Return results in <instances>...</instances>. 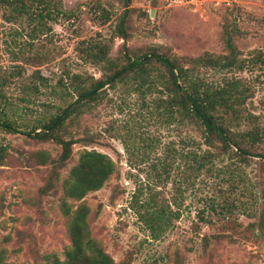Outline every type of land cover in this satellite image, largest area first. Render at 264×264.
<instances>
[{
	"label": "rangeland",
	"instance_id": "374dc122",
	"mask_svg": "<svg viewBox=\"0 0 264 264\" xmlns=\"http://www.w3.org/2000/svg\"><path fill=\"white\" fill-rule=\"evenodd\" d=\"M24 1L38 10L35 0ZM44 1L53 17L41 23L12 12L7 20L10 8L0 5V107L6 106L18 132L36 128L38 120H48L75 99L68 88L72 75L98 79L124 66L127 57L154 51L201 84L226 90L237 82L235 114L221 108L213 114L248 155H234L232 147L224 154L219 139L190 119L166 123L167 110L157 108V101L169 97V85L158 64L150 65L152 74H161L164 84L144 87L140 96L129 78L106 87L100 102L65 122L59 136L83 141H75L64 165L56 142L0 128V264L65 262L71 249L68 225L79 207L86 211L87 238L110 264H264V0ZM120 23L126 40L119 37ZM228 42L242 68L197 61L228 55ZM98 48L104 49V60L95 57ZM247 133H257V141L241 137ZM140 135L158 140L150 160L166 146L196 149L183 143L188 139L215 155L212 173L186 182L176 167L168 182L154 189L167 212H179L157 238L132 207L150 163L131 158L124 143L136 153L132 147H140ZM84 151L106 155L116 170L99 190L78 200L66 195L64 184ZM148 199L144 190L139 202ZM224 203L230 211L219 210Z\"/></svg>",
	"mask_w": 264,
	"mask_h": 264
},
{
	"label": "trees",
	"instance_id": "16d2710c",
	"mask_svg": "<svg viewBox=\"0 0 264 264\" xmlns=\"http://www.w3.org/2000/svg\"><path fill=\"white\" fill-rule=\"evenodd\" d=\"M35 1L38 7V10L35 12L30 9L31 6L27 5L24 0H0V5H5L10 8V14L8 16L6 15L7 20L13 17L11 16V12L15 13V16L26 14L30 20L36 19L40 23L44 19H52L53 14L50 4L44 0ZM117 29L119 37L126 40L127 34L121 23L117 26ZM227 45L229 48L228 55L204 57L197 59V61H201L204 66L213 68L218 67L221 63L226 68L233 67L234 65H239L238 68H242L241 61L238 62L236 60V51L234 50L233 44L228 42ZM104 55V49L98 48L97 54L95 55L97 60H104ZM152 64L160 65L167 74L165 84L169 85L167 91L169 97L166 100L159 99L157 101V108L161 109L162 107L167 110L168 116L166 123L179 125L182 120L190 119V121L197 122L203 127L208 136L213 135L219 139L224 154H230L228 150L232 147L235 150L234 155L239 157L248 155V151L227 133V130L219 124L217 116L213 114L218 108L228 112L231 111V113L235 114L234 106L238 104V100L235 99V86L237 82L231 83L226 90L219 86H211V84H201L200 82H196L189 75L188 70L180 67L175 60H171L154 51L133 58L127 57L124 66L110 74H103L98 79L92 76L82 78L78 74L72 75L68 88H71V91L75 94V99L64 108H59V112L51 116L48 120H38L36 128H32L29 131L18 132L17 127L6 117L4 111L6 106L0 107V128L11 133H23V135L35 140H51L56 142L61 147L58 161L61 165H64L71 156L72 146L76 143L75 141H83L82 139L65 140L59 136V131L65 122L71 118H77L85 108H89L91 105L100 102L104 98L107 88L113 89L117 84L129 78L135 81L133 91L140 96L146 90L144 87L151 90L156 84H164L161 74L153 76V68L150 66ZM41 80L42 82H46V79L41 78ZM35 87L34 89H36ZM240 100H244L241 92L239 102ZM141 103L145 105L144 100ZM246 136H249L253 143L258 139L257 133L241 135L242 138ZM204 139L205 145L211 147L212 144L207 141V138ZM84 141L90 144L92 140ZM157 141L156 138L140 135V147H132L133 150H137L136 153L131 152L130 146L124 143L125 150L131 158L136 155L137 158L135 160L140 159L141 163H150L144 171L146 185L145 187L139 186L133 193L132 200L134 206L132 207L137 210L141 221L150 230L153 238H157L158 233L166 229L170 217H179L178 211L167 212L165 206L162 204V200L157 196L158 192L154 189L158 185L168 182L171 171L176 167L179 169L181 166L182 173L185 176L183 179L186 182L192 179L194 180L201 172L210 174L213 171L215 159L213 152L209 150L201 151L200 145L196 144L193 139H188L186 142L184 140L183 143L192 147L197 145L196 149L178 152L173 147L166 146L161 155L155 156L154 160H150L148 152L157 145ZM198 149L200 152H197ZM130 157L128 158V162L132 164L134 160H130ZM177 159L180 161V164L175 165ZM134 166L137 165L134 164ZM115 170L114 162L106 155L94 151H84L80 155L78 163L71 168L69 177L65 181L64 185L67 187L66 195L81 200L87 193L99 190L115 173ZM220 171L218 170V172ZM144 190L146 192L149 191V199L144 202H139V197L142 196ZM137 205H140L139 208ZM209 208L213 212L216 211L213 206ZM84 209L79 207L74 213V217L70 220L68 233L71 240V249L65 254L67 260L65 262H58V264H83L87 259L90 264L111 263V259L106 254L94 248V242L87 238L86 211ZM219 210L230 211V208L227 203H224ZM87 251L93 254H87Z\"/></svg>",
	"mask_w": 264,
	"mask_h": 264
}]
</instances>
